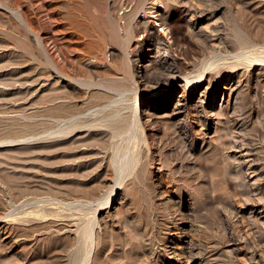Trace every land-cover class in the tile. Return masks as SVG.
<instances>
[{"label": "rangeland", "instance_id": "rangeland-1", "mask_svg": "<svg viewBox=\"0 0 264 264\" xmlns=\"http://www.w3.org/2000/svg\"><path fill=\"white\" fill-rule=\"evenodd\" d=\"M128 1L0 0V264H260L264 62L236 68L229 100L215 78L192 127L189 114L154 103L161 70L137 80L149 53L129 46L139 57L128 64L114 42ZM190 1L215 13L223 44L264 49V0ZM146 16L153 35L200 52L186 11L174 6L168 35ZM136 91L149 112L146 140L134 143L113 123ZM93 216L85 260L67 224Z\"/></svg>", "mask_w": 264, "mask_h": 264}, {"label": "bare ground", "instance_id": "bare-ground-1", "mask_svg": "<svg viewBox=\"0 0 264 264\" xmlns=\"http://www.w3.org/2000/svg\"><path fill=\"white\" fill-rule=\"evenodd\" d=\"M125 3L123 6L121 5L123 12L115 17L117 19H123V24L121 26H124L125 33L121 35L114 27H112L111 32L114 42L122 50L124 60L128 64H131L136 57H139L138 51V53L136 51L130 53V50L128 49L129 46H132L133 49L135 45H139L142 50L149 53L147 55L148 58H145V65L141 63L142 70L145 68L146 72L144 73L140 69L135 72L137 80L142 82L144 78L147 79L151 70H161L162 74L155 79L160 81L162 89L157 94L154 103L158 99H160L159 101L162 100L165 107H171L170 115L181 113H184L185 115L189 114L192 118L190 122L192 127H194L192 122L199 123L201 120L203 121V119L200 118L199 110L203 109L202 111H206L204 108L207 104L205 98L210 86L214 84L213 80L215 78L218 83L219 81H225L226 84L224 88H228L229 90V100L233 97L234 93V88L231 86L233 79L236 76V68L239 66L249 68L255 66L258 61L264 62V49H245V47L248 46L246 42H243V44L240 45V49L232 46L233 44H223L219 31L216 28V22L214 19L215 13H209L207 9L191 2L190 0H131L130 2L128 1V3ZM174 6L181 8V10L186 11L189 14L188 34L200 43V52L196 55H187V49L180 45L182 40L179 37L170 36L171 40L165 41L160 35H153L152 27L149 25L146 15L150 14V16L158 23V26H160L168 35L171 33V29L174 26L171 17ZM139 12L143 13L142 16L138 14ZM151 36L153 37L151 38ZM175 46L177 47L175 48ZM181 57L187 59L181 60ZM223 71L225 72V76H221ZM142 91L147 92L148 90ZM173 91H179L182 93L181 97L174 101L171 100L170 94L173 93ZM141 94L143 95L139 98V95ZM134 100L135 103L134 106H132L130 115L127 114V117L120 116L121 118L119 117L118 119H115L116 122L113 124L115 127L120 126V129L121 127H124L126 128V131H132L129 136H126L129 139H133V142L136 143L138 141L143 142L146 140L143 130L146 127L144 126V122H146L148 118L144 117L148 115L149 111L147 109L149 108V105L145 107V104L148 101L145 93L140 91H136ZM214 102L215 99L212 100V105ZM153 104L150 108L155 109ZM167 110H169V108H167ZM133 159L136 161L139 159V156L131 155L126 157L125 160H122L123 162L119 165V171L121 172L128 169L129 167H127L126 163H131V160ZM111 188L113 189H111V191H114V188ZM107 201L110 202V199ZM6 220L7 222L10 220L12 222L13 218H7ZM75 221L76 219H73L70 224L66 223L68 227L67 229L70 230L71 233L75 231L80 234L83 239V248L85 250L84 259L88 260L91 253L92 232L94 225L96 224V218L93 216L86 221ZM255 255L260 256L258 253L253 254L252 252V255H250V261L257 263L258 261L254 260ZM191 262L193 264H201L195 257L191 258ZM259 263L264 264V254L263 256H260Z\"/></svg>", "mask_w": 264, "mask_h": 264}]
</instances>
